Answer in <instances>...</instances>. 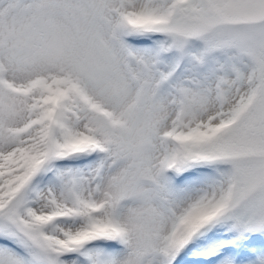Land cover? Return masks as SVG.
Returning <instances> with one entry per match:
<instances>
[{
  "label": "snow or ice",
  "instance_id": "6c2138e0",
  "mask_svg": "<svg viewBox=\"0 0 264 264\" xmlns=\"http://www.w3.org/2000/svg\"><path fill=\"white\" fill-rule=\"evenodd\" d=\"M0 264H264V0H0Z\"/></svg>",
  "mask_w": 264,
  "mask_h": 264
}]
</instances>
